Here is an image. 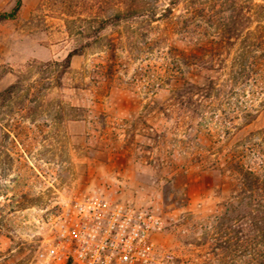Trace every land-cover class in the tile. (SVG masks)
I'll return each mask as SVG.
<instances>
[{"label": "rangeland", "instance_id": "rangeland-1", "mask_svg": "<svg viewBox=\"0 0 264 264\" xmlns=\"http://www.w3.org/2000/svg\"><path fill=\"white\" fill-rule=\"evenodd\" d=\"M255 2L21 0L0 21V90L29 72L5 117L15 138L0 128V264H59L42 255L56 216L89 194L159 213L156 240L178 264L219 262L215 216L239 188L224 158L250 131L264 134V106L243 124L240 97L221 94L197 109L215 120L177 90L209 72L204 58L262 52L243 39ZM15 3L0 0V11ZM80 45L65 72L46 64Z\"/></svg>", "mask_w": 264, "mask_h": 264}, {"label": "trees", "instance_id": "trees-1", "mask_svg": "<svg viewBox=\"0 0 264 264\" xmlns=\"http://www.w3.org/2000/svg\"><path fill=\"white\" fill-rule=\"evenodd\" d=\"M20 6L21 0H16L10 10L0 11V21L14 18ZM242 15L257 21L252 31L245 32L243 39L252 35L256 40L254 46L262 52L259 55L238 54L231 58H204L201 66L209 72L202 80L189 79L184 89L177 90L178 97L190 102L192 109L202 117L218 119L219 114L214 109L203 110L201 114L197 109L200 105L211 106L221 94L226 98L232 95L240 97L237 114L243 124L251 122L264 106V48H261L264 43V2H255L253 12ZM244 27L243 23L233 24L231 35H242ZM82 51V45L73 47L63 59L49 60L46 64L49 67L56 64L61 74L69 68L72 56ZM193 63L196 64V61ZM37 66L39 69L40 66ZM28 76L29 72H20L13 82L0 90V121H4L0 122V128L6 138H10L11 134L15 138L9 118L5 117L11 116L14 111L12 102L24 89V79ZM56 83L60 85L61 81L58 79ZM18 102V107L24 106L23 100ZM63 115L60 112L59 116ZM261 131L252 130L242 136L237 150L224 158V168L237 173L239 188L223 202L222 212L215 216L217 264H264V134L259 135ZM4 155L9 160L13 159L6 150Z\"/></svg>", "mask_w": 264, "mask_h": 264}, {"label": "built area", "instance_id": "built-area-1", "mask_svg": "<svg viewBox=\"0 0 264 264\" xmlns=\"http://www.w3.org/2000/svg\"><path fill=\"white\" fill-rule=\"evenodd\" d=\"M164 227L147 206L84 195L57 214L42 255L59 264H178L156 240Z\"/></svg>", "mask_w": 264, "mask_h": 264}]
</instances>
